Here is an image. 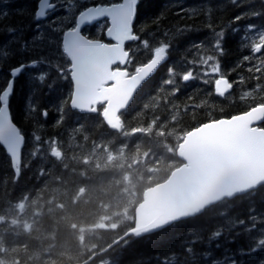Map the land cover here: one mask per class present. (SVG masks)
<instances>
[{
    "label": "trees",
    "instance_id": "1",
    "mask_svg": "<svg viewBox=\"0 0 264 264\" xmlns=\"http://www.w3.org/2000/svg\"><path fill=\"white\" fill-rule=\"evenodd\" d=\"M8 2L3 0L0 7ZM27 3L29 0H13L15 7ZM205 3L206 0H141L137 24L148 23L144 25L145 31L138 34L142 40H149V49L139 41L128 46L134 53L132 64L127 67L131 73L151 59L150 49L159 46L161 41L169 42L163 29L174 31V26L183 28L187 24L200 30L171 40L169 61L141 88L129 110L122 115L124 128L120 132L111 131L100 112L84 115L73 111L69 105L71 86L68 81H59L52 89H39L35 93L30 91L26 79L17 82L10 106L15 123L25 135L26 146L17 176L0 145V264H81L105 250L133 227L134 211L144 191L165 181L181 165L176 150L186 133L208 122L210 117L227 118L260 102L264 88L259 92L254 89L258 83L264 85V77L257 81L254 77L260 74L248 73L249 64L243 62L238 66V62L249 54L247 48L241 47L245 26L255 24L264 28V15L233 24L240 32L233 34L231 29L227 30L221 71L228 74L234 86L226 97H219L212 84L200 80L183 82L177 76L174 85L164 84L169 78V68L182 73L191 67L186 60L194 55L195 50H190L192 44L201 41L208 44L210 39L205 28L207 17L201 13L182 20L181 16L187 13L177 15L180 7L176 5L189 8ZM211 4L217 30L240 13H264L261 0H243L241 7L231 4V0H211ZM160 12L164 13L160 21L162 30L157 31V25L151 20ZM95 34L93 29L91 35ZM100 38L106 40L103 35ZM6 75V69L0 72V87ZM240 75L245 77L243 84L238 82ZM175 87H179V92L172 95ZM249 91L255 98L242 100ZM32 103L38 108L36 113L28 110ZM198 104L204 106L195 107ZM45 108L47 118L39 114ZM34 135H39L41 140L36 142ZM53 141L57 143L54 153L50 152ZM108 152L112 159L106 158ZM134 198L137 202L131 203L130 199ZM22 204L25 218L15 223L13 216ZM228 206H232L228 214L232 219L248 221L250 215H255L258 227H264L260 223L264 220L262 186L161 232L129 237L97 256L91 264L102 259L109 260L110 264H179L176 257L188 245L196 254L193 264H211L213 259L230 264L231 258L239 264H258L264 251L233 257L238 248H246L247 244L243 237H237L240 226L233 229L226 217L218 215ZM104 220L116 228H98ZM217 230L222 233L218 238L213 236ZM252 235L256 236L257 232L253 231ZM208 251L213 256L205 259L203 253Z\"/></svg>",
    "mask_w": 264,
    "mask_h": 264
},
{
    "label": "snow or ice",
    "instance_id": "2",
    "mask_svg": "<svg viewBox=\"0 0 264 264\" xmlns=\"http://www.w3.org/2000/svg\"><path fill=\"white\" fill-rule=\"evenodd\" d=\"M261 2L264 3V0ZM0 4H3V0H0ZM140 4L141 0H29V3L22 7H15L13 0H9L0 7V22L9 21L7 24L0 23V72L7 70L5 83L0 87V145H3L10 156L17 176L21 171L22 149L26 138L21 127L13 121L10 105L19 80L26 79L32 93L39 89H52L59 81H68L71 86L70 104L73 109L87 113L100 111V114L106 117L110 109L119 111L121 106L129 105L141 83L167 59L174 37L200 30L187 24L183 28L174 26V31L162 30L160 21L164 13L160 12L152 18L151 23L157 25V31H163L169 42L161 41L159 46L150 49L152 58L147 63L135 67L134 74H130L125 66L132 64L134 53L132 48L126 49V42L139 41L145 49H149V40H142L138 34L145 31L144 25L148 23L145 21L144 25L137 24ZM231 4L241 7L243 0H231ZM176 6L180 7L177 15L181 12L187 13V16H181L182 20L192 19L203 13L208 20L205 28L210 33V39L208 44L203 41L192 44L190 50H195L194 55L192 59L186 60L191 67L182 73L169 68V78L164 84L174 85L177 76L183 82L200 80L204 84H212L215 94L224 97L234 86L228 74L221 71L222 57L226 54L224 43L228 39L227 30L231 29L233 34L240 32L239 27L233 28L232 25L264 13H240L217 30L213 23L214 6L211 0H206L203 6ZM93 28L95 35H91ZM101 35L112 42H105L100 38ZM241 41V47L247 48L249 54L242 57L238 66L247 62V72L260 74L254 77L259 81L264 77V28H258L255 24L246 25ZM212 76L216 78L208 79ZM244 80L245 77L240 75L238 82L243 84ZM262 88L264 85L258 83L254 91L259 92ZM178 92L179 87H175L172 95ZM246 97H253V92L244 93L241 99ZM259 99L260 102L255 106L240 114L227 118L210 117L208 122L187 133L193 143L203 147L210 157L230 165L235 163L242 173L248 175L249 178L240 189L241 192L258 186L251 175L252 162H255L254 172L258 174L261 162L264 161V95ZM100 105H103L102 109L99 108ZM28 110L30 113H36L38 108L32 103ZM39 114L47 118L48 111L45 108ZM33 139L39 142L41 137L34 135ZM56 145L55 141L50 144V152H55ZM35 154L34 152L33 155ZM259 184H264V180H260ZM231 209L232 206L222 208L218 215L226 217L233 229L239 225L241 231L237 233V237H243L247 244L246 248H238L233 257L264 251V227H258L257 217L250 215L248 221L232 219L228 215ZM198 214L196 209L192 208L169 223ZM260 223L264 224V220ZM253 231L257 232L256 236L252 235ZM221 235L219 230L213 233L217 238ZM195 242L192 241L193 244ZM195 255L193 247L188 245L176 258L179 264H193ZM203 256L210 259L213 253L208 251L203 253ZM211 264L223 262L213 259ZM230 264L239 262L231 258ZM258 264H264V257Z\"/></svg>",
    "mask_w": 264,
    "mask_h": 264
},
{
    "label": "water",
    "instance_id": "3",
    "mask_svg": "<svg viewBox=\"0 0 264 264\" xmlns=\"http://www.w3.org/2000/svg\"><path fill=\"white\" fill-rule=\"evenodd\" d=\"M106 40L109 41L107 38ZM130 43L131 42H126L125 47ZM168 60L169 55L167 59L157 67L154 73L141 83V86L137 89V92L134 94L133 99L129 102L127 107L121 106L119 111L110 109L106 117L102 116L105 124L110 130L119 131L121 129V115L131 107L141 88L157 74L159 69L165 65ZM125 67H127V65ZM231 91L232 89L229 90L228 93ZM228 93H226L225 96ZM69 105L73 111L80 114H95L81 112L80 110L73 109L70 103ZM25 145L22 149L21 160L23 158ZM1 146L3 147V145ZM3 149L5 150L4 147ZM176 153L177 158L183 162V164L175 169L164 182L156 184L144 192L142 201L138 204L134 212L135 220L133 227L102 253L114 248L129 237L137 235V233H140L139 236H148L161 232L176 223L195 218L223 201H231L237 197L245 196L264 186V184H259L260 180H264V161L261 162L260 172L258 174L254 172L255 162H252L253 173L251 175L254 176L258 186L253 187L250 191L241 192L240 189L245 186L249 178L248 175L242 173L235 163L230 165L224 161L210 157L204 148L194 144L192 138L187 134L179 144ZM192 208H195L199 214L185 220L169 223V221H172L176 216ZM91 261L92 259L84 264H88Z\"/></svg>",
    "mask_w": 264,
    "mask_h": 264
},
{
    "label": "rangeland",
    "instance_id": "4",
    "mask_svg": "<svg viewBox=\"0 0 264 264\" xmlns=\"http://www.w3.org/2000/svg\"><path fill=\"white\" fill-rule=\"evenodd\" d=\"M94 29V28H93ZM95 30V29H94ZM99 149H100V147H99ZM97 155H101V152L100 153H97V152H95ZM106 155V158L107 159H112V154L110 153V152H108V153H106L105 154ZM135 195H137L136 193L134 194V195H132V198L135 196ZM137 198L135 199H133V201L130 199V202L131 203H135V202H137ZM135 201V202H134ZM24 212L23 211H21L20 212V214L17 212L16 214H15V216H16V218L15 219H20L24 214H23ZM14 219V222L15 223H17V222H19V221H17V220H15ZM13 222V223H14ZM20 223V222H19ZM98 228H101V229H111V228H116V226L115 225H113V224H111V223H109V221L108 220H104V221H102L99 225H98ZM95 264H110V262H109V260H107V259H102V260H100V261H98V262H96Z\"/></svg>",
    "mask_w": 264,
    "mask_h": 264
}]
</instances>
